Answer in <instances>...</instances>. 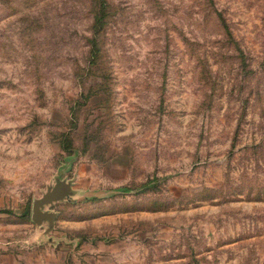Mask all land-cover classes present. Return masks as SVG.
Instances as JSON below:
<instances>
[{
	"label": "rangeland",
	"instance_id": "rangeland-1",
	"mask_svg": "<svg viewBox=\"0 0 264 264\" xmlns=\"http://www.w3.org/2000/svg\"><path fill=\"white\" fill-rule=\"evenodd\" d=\"M0 211V264H264V0H0Z\"/></svg>",
	"mask_w": 264,
	"mask_h": 264
},
{
	"label": "water",
	"instance_id": "water-1",
	"mask_svg": "<svg viewBox=\"0 0 264 264\" xmlns=\"http://www.w3.org/2000/svg\"><path fill=\"white\" fill-rule=\"evenodd\" d=\"M70 185L58 182L54 188L49 189L47 194L39 200H36L33 206L32 219L37 225H41L43 221H48L52 227L55 222L56 214L45 211V207L56 202H61L71 196Z\"/></svg>",
	"mask_w": 264,
	"mask_h": 264
},
{
	"label": "trees",
	"instance_id": "trees-1",
	"mask_svg": "<svg viewBox=\"0 0 264 264\" xmlns=\"http://www.w3.org/2000/svg\"><path fill=\"white\" fill-rule=\"evenodd\" d=\"M101 23V20H99V24ZM6 213V211H0V214Z\"/></svg>",
	"mask_w": 264,
	"mask_h": 264
}]
</instances>
